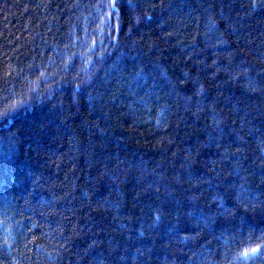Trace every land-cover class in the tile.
<instances>
[{"label": "trees", "instance_id": "obj_1", "mask_svg": "<svg viewBox=\"0 0 264 264\" xmlns=\"http://www.w3.org/2000/svg\"><path fill=\"white\" fill-rule=\"evenodd\" d=\"M6 108L0 264H264V0H0Z\"/></svg>", "mask_w": 264, "mask_h": 264}, {"label": "snow or ice", "instance_id": "obj_2", "mask_svg": "<svg viewBox=\"0 0 264 264\" xmlns=\"http://www.w3.org/2000/svg\"><path fill=\"white\" fill-rule=\"evenodd\" d=\"M14 107L15 106H13V110H14ZM7 111H8V109L6 108L3 112H0V117H2L5 114H7ZM260 249H264V243H262L258 247L251 248V252L244 251L240 256H237L234 259H236V260H246V259L250 258L252 255L258 254Z\"/></svg>", "mask_w": 264, "mask_h": 264}]
</instances>
